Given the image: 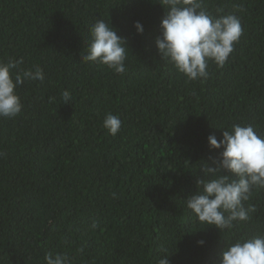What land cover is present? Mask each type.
<instances>
[{"label": "trees", "instance_id": "obj_1", "mask_svg": "<svg viewBox=\"0 0 264 264\" xmlns=\"http://www.w3.org/2000/svg\"><path fill=\"white\" fill-rule=\"evenodd\" d=\"M205 3L238 16L243 32L200 82L158 53L157 0H0V61L23 58L13 75L45 73L16 89L20 115L0 117V264H44L48 252L158 264L162 249L169 264H217L227 242L264 232V190L245 202L256 208L248 221L220 233L186 207L222 151L209 149L210 134L239 123L264 135V0ZM98 19L126 38L123 74L82 60ZM107 113L122 121L116 136L102 127Z\"/></svg>", "mask_w": 264, "mask_h": 264}, {"label": "clouds", "instance_id": "obj_2", "mask_svg": "<svg viewBox=\"0 0 264 264\" xmlns=\"http://www.w3.org/2000/svg\"><path fill=\"white\" fill-rule=\"evenodd\" d=\"M164 9L155 46L161 58L185 77L186 81L203 82L209 78V63L224 67L235 50V44L242 35L238 16L209 13L205 0H157ZM137 34H143V25L134 24ZM129 49L126 38L117 34L111 23L98 19L91 26L90 40L83 62L106 66L116 74L126 71L125 61ZM23 63L9 59L0 61V117L14 119L21 114L23 104L16 89L25 81L45 80L40 67L21 69ZM70 94L62 93L68 102ZM122 121L118 115L107 113L102 127L112 136L121 130ZM222 130V129H221ZM210 150H219L218 158H211L212 165L205 164L206 179L196 181V191L186 199V207L198 223L214 227L220 232L231 230L235 224L246 222L256 211L252 205L245 207L253 190H264V135L251 124L233 123L222 130L220 140L214 134L207 137ZM3 155V153H0ZM98 224L93 222L92 227ZM203 246L205 241L197 242ZM83 252V248L78 249ZM158 264H169L166 249ZM44 264H72L65 253L48 252ZM217 264H264V232L241 237L227 242L219 255Z\"/></svg>", "mask_w": 264, "mask_h": 264}]
</instances>
